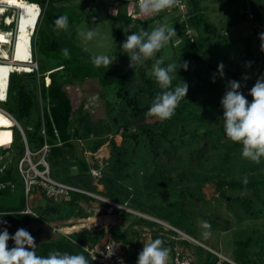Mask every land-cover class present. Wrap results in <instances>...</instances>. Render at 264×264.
Masks as SVG:
<instances>
[{
  "label": "rangeland",
  "instance_id": "374dc122",
  "mask_svg": "<svg viewBox=\"0 0 264 264\" xmlns=\"http://www.w3.org/2000/svg\"><path fill=\"white\" fill-rule=\"evenodd\" d=\"M254 1L256 2V9L259 12L262 11L264 9V0H251L249 3ZM182 2L183 5L185 4L182 9L184 10L186 8V0H182ZM19 4V0H0V27L4 25L3 33H5L1 39L0 47L2 48L1 53L4 55L9 56L15 52L17 53V51L19 53L21 50V43H18L20 45L17 47V42H20L21 36L18 38L19 34L15 32L12 35L13 27L17 23L16 16ZM53 6L54 8L49 14V27L42 25L37 35V44L32 47L36 63L40 69L50 67L55 61L50 56L40 52L39 41L44 38V33L48 37H53L52 32L55 31L52 26L53 21L59 16H67L69 18V27L66 31L60 30L59 34L64 36L68 43L84 49L86 45L79 33L82 30L94 29L100 35L87 44L89 51L85 54V61L91 62L90 57L92 54L106 53L110 56L114 55L116 59L112 65L106 68V71L112 74H124L126 72L132 74L134 80L130 85L131 89L139 84L138 70L146 78L152 77L151 71L154 60H146L135 69L130 68V57L121 48L122 43L126 40V35L131 34V31H138L140 28L150 32L154 27L165 22L175 28L183 18V11L180 9H170L159 15H145L137 10L133 12L134 18H132L130 5L126 6V4L118 2L110 5L107 0H55ZM198 6L202 11L203 18L215 29V34L218 35V38L214 35L211 36L210 33L201 31V29V34L192 28L189 33L193 41L196 40L201 46V51L207 53L208 62L215 69L218 70V64L220 63H223L224 68L233 69L235 61L239 58L241 51L246 45L251 51L256 52L264 42L260 39V35L264 33V25L254 24L248 17L239 24H228L227 16L241 10L237 1L198 0ZM119 12L130 16L132 19L136 18L138 21L126 24L122 21L104 20L101 23L90 25L84 19L85 16L92 18L104 14L114 15ZM75 16H78L76 22L73 21ZM7 32H11V36H8ZM182 45V37L177 33L173 41L156 58L164 56V62H170L174 53ZM29 59L32 61L31 54ZM29 66L34 68L36 65L33 62ZM0 70H2V66ZM16 71H29V68H23L22 71L17 69ZM185 72H187L186 76L189 82L195 80L196 76H203L200 69H188ZM212 72L217 78L216 90L211 93L215 95V93L223 89L227 77L224 75L221 78L218 72ZM246 76L249 77L247 80L241 78L238 81L246 87H252L255 84L254 73L251 72ZM0 78V101H3L5 99L7 77L3 75ZM26 80L30 87L40 83L36 77L26 78ZM47 82L48 78L42 79L44 85ZM188 84L190 85L191 83ZM63 89L71 106L70 128L76 127L75 121L79 116H84L87 124L95 126L94 143L100 142V145L97 149L90 152L88 144L79 140L71 151L72 155L67 153L64 156L65 170L62 167H60L61 169L57 168L60 169L62 175H73L70 176L72 179L80 178V186L74 187L95 195V184L101 185L98 188L101 190L103 197L110 198L112 196L113 201L119 205L125 203L127 208L136 212L139 216L130 213L117 215L118 210L115 208L112 209L111 214H107L104 210L107 206L101 200L93 198L94 203H89L88 199H91V197L82 195L84 196L82 197L84 203L82 208L85 210L83 218L87 217L88 219L84 220L83 223H74V228L76 229L70 230L68 228L73 223L70 222V219L75 218V209L73 208L74 210L72 209V212L68 213L69 215L66 212H69L68 209L72 208L70 207L71 204L63 201L53 202V206L60 207L61 219L57 222L44 220L38 212L46 205V199L37 192L29 200L31 209L39 218L30 220L29 227L36 231L37 235L46 238L56 237L49 232L50 229L43 223L44 221L55 228L68 229L66 231L68 235L87 229L91 230L92 233L102 230L104 236L112 232L118 240H116L117 242L121 241L122 234H125L123 238H129L132 235V238L134 239L135 237L137 241L141 237L140 244L142 246H140L142 248L144 243L146 244L151 240V235L153 234L160 236L162 240L168 241L173 234L163 232L160 225L151 220L153 218L178 229L171 225L169 221L163 220L161 215L168 211L165 207L166 204L174 203L182 192L184 195L180 202H182L183 211L180 215L182 224L186 229H178L180 232L207 248L221 253L236 264L235 256L239 252L238 243L247 241V256L255 262L259 258L261 263L264 264V205L262 204V201H264V188H260V200H255L250 192H229L224 189L223 195L218 194L213 184L203 179V176L214 178L217 176L225 180H230L231 178L243 179L245 176L247 178L251 176L259 177L262 169H264V159H262L260 164H255L243 159L241 152H237L235 157L231 158L226 164V169L219 170L218 166L225 152V146L232 141L225 136L214 148L207 139L198 137V134L205 130L214 129L219 125L220 114L223 112L222 106L212 116L199 122L191 119H179L167 124L165 138L157 139L159 154L152 160L145 136L137 138L140 143L132 154L130 151V140L126 138L125 143L121 141V129L119 128L114 133L112 127H109L107 108L112 101L113 92L111 90L101 87L94 79L68 82L64 84ZM247 99L249 102L252 101L251 96L247 97ZM39 103L41 106L44 105L46 107L42 101L39 100ZM117 116H126V111L118 110ZM8 121L13 123V133L17 132L20 138L24 137L22 128L6 113L4 104L0 103V140L5 130L10 126ZM161 123L162 121L154 117L144 116L137 121L131 122L126 132L127 134L132 133L136 131L138 126L143 125L158 130ZM181 128L183 129L182 131L180 130ZM184 132L188 135L186 134L180 139V135L184 134ZM109 139H112L118 147L120 154L119 163L111 159L108 147ZM12 152V150H8L5 158L13 163L17 159L16 164H18L20 157L13 155ZM37 159L38 156L30 158L32 164ZM80 159L86 162L89 175L75 176L80 171ZM25 166H22V168ZM193 171L195 174H193ZM159 172L170 180L176 181L179 174L182 175V179L175 185L161 187ZM151 173L152 176L149 177ZM19 180H21L20 177L14 181L12 191L7 194H0V207L6 208L10 205H17L22 188ZM75 180L77 181V179ZM89 188L90 190H88ZM102 196L100 197L103 198ZM238 196L249 198L251 215L245 213L238 201H235ZM99 206L104 207L102 211H100L101 209L98 210ZM92 209H97L98 211H93ZM175 214L177 215L176 211ZM0 216H2L0 219L7 221V224L0 225V228L7 227L9 233L14 235L16 230L19 229L16 217L13 215ZM205 222L211 225L210 229L203 228ZM205 231H210L211 233L207 238L203 235ZM9 242L14 244L12 240H9ZM184 242L180 243L182 247L190 252L196 261L201 260L202 255L206 251L202 248L199 249V247L190 242ZM54 251L55 249H52L47 254Z\"/></svg>",
  "mask_w": 264,
  "mask_h": 264
},
{
  "label": "trees",
  "instance_id": "16d2710c",
  "mask_svg": "<svg viewBox=\"0 0 264 264\" xmlns=\"http://www.w3.org/2000/svg\"><path fill=\"white\" fill-rule=\"evenodd\" d=\"M54 1L55 0H19L20 4L16 16L17 23H15L12 35L15 32L19 34L18 38L21 36L20 42H17V47L20 45L18 43H21L22 46L19 53L17 51V53L15 52L9 56L2 54V48L0 47V67L2 66V70H0V77L3 75L7 77L5 99L3 102L0 101V103L4 104L6 113L20 128H22L21 130L24 135L25 144L29 152H36L43 145V143L47 145L45 161L48 164L49 176L55 181L73 187L80 186V178L72 179L70 176L73 175H62L60 167L65 170L63 162L64 156L67 153L72 155L71 151L74 149V145H76V142L79 140L88 144L90 152L97 149L100 145V142L94 143V134L96 132L95 126L93 124H87L84 116H79L75 121L76 127L70 128L71 106L63 89L65 83H71L84 79H94L101 87L111 90L113 92L112 101L109 103L107 108L109 127H112L114 133H116L119 128L121 129V141L124 142L126 138L130 140V151L132 154L140 143L137 138L145 136L148 150L151 154V159L154 160L159 154L157 139L165 138L167 124L175 122L179 119H191L198 122L205 118L207 119L222 106L221 99L227 90V83L229 80L238 81L251 72L254 73L255 82L258 77L264 76V48H262L264 42L256 52L251 51L248 45H246L241 51L239 58L235 61L233 69L230 70L224 68V75L227 78L223 89L215 93V95H212L211 93L216 90L217 86V78L212 71L218 72V70L215 69L210 62H208L209 58L207 53L201 51V46L196 40L193 41L189 30L191 28L195 29L197 32H200L199 34L203 31L210 33L211 36L214 35L217 38L218 35L215 34L213 26H211L203 18L202 11L198 6V0H186V8L182 10L183 18L181 19L180 24L175 26V30L178 35L182 37L183 45L177 52L174 53L171 61L164 62V64L166 65L172 62L179 61L182 63L183 61H188V69H200L203 76H196L195 80L189 82L188 77L186 76L187 72H185L182 68L179 69L177 73H174L175 78L173 80V87L182 81L187 84L191 83L190 85L188 84V92L190 94L188 95L187 93L186 97L180 102V105L175 110L174 116L171 119L162 121L158 130H154L150 126L143 125L138 126L136 131L127 134L126 130L130 126V123L146 116V112L148 111L153 99L162 90L159 88L153 76L146 78L140 70H138L137 73L139 84L135 88L131 89L130 85L134 80L132 74L127 72L124 74H112L107 72L104 67L97 68L91 62L85 61L86 52L84 49L68 43L67 39L59 34L60 29L55 26L54 21L52 24L55 28V31L52 32L54 36L48 37L44 33L45 36L39 41V45L41 47L40 52L53 58L55 62L48 68L40 69L36 63L32 47L37 44V35L40 32L42 25L49 27V14L54 8ZM234 1L239 3V8L241 10L240 12L235 11L227 16L226 20L229 25H236L245 21L248 14L251 15L250 20H252L254 24L264 25V9L259 12L256 9L255 1L250 3L249 1L251 0ZM120 4H125V2H120ZM77 17L78 16H75L73 21L76 22ZM84 19L90 25L101 23L104 20L122 21L126 24L138 21L137 19H132L128 15L126 16L122 12L114 15L104 14L94 16L92 18L85 16ZM3 27H0V42L5 35V33H3ZM8 36H11V32L8 33ZM29 49L31 50V53ZM64 49H68V55H65L63 51ZM30 54L32 61L36 65L35 68H32L30 72H17V69H21L22 71L23 68H30L29 65L33 63L29 59ZM158 55L159 53H157V56ZM248 61L252 62L250 67L246 66V62ZM32 77H36L40 83L30 87L26 82V78ZM45 77L48 78L46 85L42 83V79ZM213 77H215L214 83ZM250 89L251 87L243 85L241 91L246 97H250ZM39 100L42 101L46 107L44 105L41 106ZM118 110H125L126 116H117ZM222 118L223 112L220 114V122L217 127L202 131L201 134H198V137L207 139V141L214 148L216 147V144H218V142L226 136L223 127L224 121ZM8 123L10 126L7 130H5L4 135L0 140V154H4L5 152H8V150H12L13 155L21 157L24 151L23 141L17 132L13 133V123L11 121H8ZM41 130H43V135L40 133ZM180 130L182 131L183 129L181 128ZM186 134L187 133L184 132V134H181L179 138L182 139V136ZM108 147L111 159L116 163H119V150L112 139L108 140ZM241 151L242 145L239 143L231 142L229 145H226L225 152L222 155L218 166L219 170H225L226 164L231 160V158L235 157V154ZM16 162L17 159L14 163L8 160L7 164L0 172V183H11L13 186L14 181L19 179ZM79 163L80 171L76 173L75 176L89 175L86 162L81 160ZM193 174H195L194 171ZM151 176L152 173L149 177ZM159 177L161 179V187L166 185H175L182 179V175L179 174L176 181L170 180L169 178L162 176L160 172ZM74 179H77V181H74ZM203 179L213 184L218 194L223 195L224 189L229 192H250L251 196L254 197L255 200H260V188H264V169H262L259 177H248V183L246 185L243 183V179L231 178L230 180H225L217 176L215 178L203 176ZM19 181L22 185L21 180ZM21 187V196L17 205H10L6 208L0 207V215L10 214L15 216L18 228H23L30 232V234L35 238V242L38 247L36 249L37 255L47 256V253L52 249H55V251L69 252L72 254L83 253L86 255L79 248V246L95 244L102 238L104 234L102 230L92 233L91 230L87 229L68 235L70 240L77 245L73 244L65 237L51 232L50 230L49 232L55 235V238H46L37 235V232L29 227V222L33 218L18 213V211L22 210L24 206L23 185ZM9 192L10 190L8 186L4 189H0V194H7ZM70 194L68 199L63 201L64 203L66 202L71 204L70 207H72L68 209L69 212H66L67 215H69L75 207L74 200L84 197L77 193ZM183 195L184 193L181 192L178 200L174 201V203L170 202L166 204L165 207L168 211L161 215L163 220L169 221L171 225L180 230L186 229L182 224L180 215L183 211V205L182 202H180V200L183 199ZM235 201H238L245 213L249 215L252 214L249 210L250 200L248 197L244 198L243 196H238L235 198ZM52 203L53 202L50 200H46V205L38 213L44 218V220L46 219L47 221L57 222L61 219L60 207L53 206ZM262 204L264 205V201H262ZM175 211L177 212V215L175 214ZM108 234L117 240L112 232H109ZM156 238L161 239L158 235H151V241ZM8 245L9 248L14 246V244L10 242H8ZM247 247V241L238 243L239 252L236 253L235 256L237 264H263L259 258L255 262L247 256ZM214 261L215 258L208 252H205L202 255V259L198 262L199 264H212Z\"/></svg>",
  "mask_w": 264,
  "mask_h": 264
},
{
  "label": "clouds",
  "instance_id": "9594fccd",
  "mask_svg": "<svg viewBox=\"0 0 264 264\" xmlns=\"http://www.w3.org/2000/svg\"><path fill=\"white\" fill-rule=\"evenodd\" d=\"M179 5L180 0H139L138 8L145 15H159ZM54 24L58 29L66 31L69 27V18L59 16ZM79 35L86 45L84 51L88 52L87 44L100 34L94 29H88L80 31ZM176 35L175 28L165 22L154 27L150 32L143 28L138 31H131V34L126 35V40L121 45V48L130 57V68L135 69L146 60H154L151 75L162 91L153 99L146 116L154 117L160 121L171 119L174 116L175 110L186 97L189 89L188 84L184 81L173 87L174 73H177L181 68L187 71L188 61L172 62L165 65L164 56L156 58L157 53L165 49ZM260 39L264 41V33L260 35ZM63 51L65 55H68V49ZM90 59L95 67L108 68L114 63L116 57L106 53H98L92 54ZM251 63V61L246 62V66L250 67ZM218 73L223 78V63L218 64ZM248 78L246 75L242 77L243 80ZM214 82L215 77H213ZM242 87L241 82L236 80H229L227 83V90L221 99L224 132L230 141L242 145L241 155L243 159L260 164L264 159V76L258 77L251 87L249 91V95L252 97L251 102L241 91ZM243 183L245 185L248 183L246 176L243 178ZM6 215L10 214L3 216ZM21 215L30 214L23 213ZM6 224L7 221L0 219V225ZM210 227L211 225L207 222L203 224L204 229H210ZM203 235L207 238L211 233L205 231ZM9 240L14 242V246L11 248L8 245ZM112 254L113 248L109 256ZM169 256L170 250L164 246V241L156 238L144 244L142 251L138 254L137 264H168ZM0 264H90V260L83 253L72 254L54 251L47 256L37 255L35 238L30 232L20 228L12 235L7 227H3L0 228ZM120 264H123L122 259Z\"/></svg>",
  "mask_w": 264,
  "mask_h": 264
},
{
  "label": "built area",
  "instance_id": "2783aa9c",
  "mask_svg": "<svg viewBox=\"0 0 264 264\" xmlns=\"http://www.w3.org/2000/svg\"><path fill=\"white\" fill-rule=\"evenodd\" d=\"M107 2L110 5L117 3V2H125L126 6L130 5L132 18H134L133 12L137 10L139 11V8H138L139 0H107ZM183 7H184L183 2L182 0H180V5L175 8L182 10ZM248 17L251 18V15L248 14ZM32 68L33 66L29 68V72L32 70ZM40 133L43 135V130H41ZM21 139L24 144V151H23V155L18 160V164H16V169H17L19 177L21 178V182L23 185L24 206L22 210L18 211L19 214L28 213L30 215H27V216H30L33 219H39L37 215L31 209V206L29 204V200L34 196V193L38 192L39 194L43 196L44 199L50 200L51 202H54V203L67 200L70 193H77L80 195H85L91 198H97L98 200H101L102 203H104V205L106 204L107 206L106 208H104L107 214H111L112 209L115 208L118 210L117 215H121L123 213H130V214L138 215L136 212L131 211V209L127 208L126 204L124 203L122 205H118L109 200L97 197L94 194H90L86 191L80 190L77 187H73V186L53 180L49 176L48 165L45 162L47 145L43 143V145L36 152L31 153L28 151L26 147L23 136ZM6 155H7V152H5L4 154H0V172L2 171V169L8 162V160H6L5 158ZM34 156H38V159L35 163L32 164L30 158ZM24 165L26 166L22 168V166ZM38 168H41V169H38ZM6 186H8L9 190L12 191L13 186L11 183H7V184L0 183V189H4ZM31 214H34V216H31ZM151 221L160 225L161 230L163 232L173 234L169 237L168 241L163 240L164 246L170 250L168 264H199V262L196 261L192 257L190 252H188L186 249L182 247L180 243L183 241L190 242L196 245V247L202 248L203 250L211 254L215 258V261L212 264H225V263L236 264L233 261L229 260L224 255H222L221 253L211 250L207 248L206 246H204L203 244L198 243L197 241L188 237L184 233L180 232L178 229L166 223H163L159 220H154L153 218ZM43 223L50 229L51 232L59 234L65 237L67 240L71 241L73 244L77 245L72 240H70L68 236V232H66L68 231V229L66 230L58 229L44 221ZM149 242H151V240H149L148 243ZM79 248L87 255V257L90 260V264H120L121 259L123 260V264H137L138 254L143 249L141 248L139 250H136L131 257H127L124 255L120 244L114 238H112L109 234L104 236L101 239V241H98L95 244H90V245L86 244L84 246H79ZM112 248H113V254L109 256L111 254Z\"/></svg>",
  "mask_w": 264,
  "mask_h": 264
},
{
  "label": "crops",
  "instance_id": "0c3cea01",
  "mask_svg": "<svg viewBox=\"0 0 264 264\" xmlns=\"http://www.w3.org/2000/svg\"><path fill=\"white\" fill-rule=\"evenodd\" d=\"M118 3H120V2H118ZM4 101V100H3ZM2 101V102H3ZM98 187H101V185H98V184H95V196H98V197H100V196H102V194H101V190L98 188ZM103 188V187H102ZM88 190H90V189H88ZM94 190V189H93ZM103 197V196H102ZM101 198V197H100ZM104 199H106V200H109V201H111V202H114V203H116V204H118L117 202H115V201H113L112 199H113V197H110V198H108V197H103ZM88 202L89 203H94V200H93V198H91V199H88ZM125 204V203H124ZM119 205V204H118ZM74 209H75V212H74V214H75V218H73L72 220L70 219V222H73L72 224H71V226H69V228L68 229H71V230H74V229H76V228H74V223H83V221L84 220H86V219H88L87 217H85V218H83V214H85L84 212H85V210L82 208L83 206H84V203H83V201H82V198H77V199H75L74 200ZM82 209H81V208ZM102 207V208H101ZM103 206H99L98 207V210H100V211H102L103 210ZM93 211L94 210H97V209H92ZM97 210V211H98ZM60 221V220H59ZM73 225V226H72ZM133 228V227H132ZM125 235V234H124ZM124 235L122 234V236H121V241H119L118 243L120 244V246H121V249H122V251H123V253H124V255L125 256H127V257H131L133 254H134V252L136 251V250H139V249H141L142 247V245L140 244V241H141V237L138 239V241L135 239V237H134V239L132 238V235L129 237V238H123L124 237ZM104 236V235H103ZM103 236H102V238H103ZM145 244V243H144ZM141 245V246H140Z\"/></svg>",
  "mask_w": 264,
  "mask_h": 264
}]
</instances>
